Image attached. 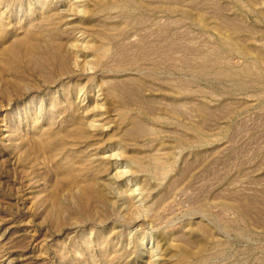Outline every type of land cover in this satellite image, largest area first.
Masks as SVG:
<instances>
[{
    "label": "rangeland",
    "instance_id": "1",
    "mask_svg": "<svg viewBox=\"0 0 264 264\" xmlns=\"http://www.w3.org/2000/svg\"><path fill=\"white\" fill-rule=\"evenodd\" d=\"M0 264H264V0H0Z\"/></svg>",
    "mask_w": 264,
    "mask_h": 264
}]
</instances>
